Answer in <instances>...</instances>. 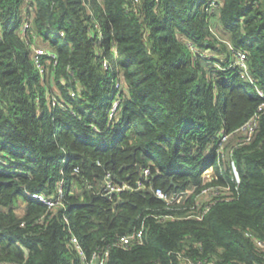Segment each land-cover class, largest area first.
Masks as SVG:
<instances>
[{"label": "trees", "instance_id": "1", "mask_svg": "<svg viewBox=\"0 0 264 264\" xmlns=\"http://www.w3.org/2000/svg\"><path fill=\"white\" fill-rule=\"evenodd\" d=\"M263 103L264 0H0V263L264 264Z\"/></svg>", "mask_w": 264, "mask_h": 264}, {"label": "built area", "instance_id": "2", "mask_svg": "<svg viewBox=\"0 0 264 264\" xmlns=\"http://www.w3.org/2000/svg\"><path fill=\"white\" fill-rule=\"evenodd\" d=\"M37 62L39 63L38 57L40 54L44 53V49L43 48H37ZM237 62L242 65L245 69L247 68V64H246V53L244 51H238V60ZM117 105V102H115L114 107H113V111L115 110ZM259 112L257 114H255L243 127L242 130L247 134V136L245 137V140H250L252 137V134L255 131V128L257 126V121L258 118L260 117V113L261 111L264 110V103L260 106L259 108ZM227 136H224L223 139H226ZM212 169V168H211ZM233 170L235 172L236 177L238 178V171L236 169L235 164L233 163ZM208 169L205 171V176H207V178H210L211 175L207 174ZM149 175V169H145L144 170V176L147 177ZM239 179V178H238ZM138 187H143V182L140 180L137 183ZM127 188H131V186L128 183H122L119 184L117 183L114 178H113V174L111 172H108L105 176V184H104V192L105 194H109L111 195L113 192L116 191H120L123 189H127ZM213 188L211 187H206L204 188L200 194L197 196V204L195 203L194 205L191 206V213H192V209H194L195 207L200 208L201 206H204V211L206 212L208 211L210 204H203V201H205L207 198V196L209 197V195H211V190ZM194 189L190 188V189H186L183 191H180L178 193H174L172 196H168L167 193L162 189V188H157L155 189V193L157 196L161 197L162 199H164L165 201H167L168 203L170 202H181L184 198H188L192 193H193ZM33 197L39 198L41 199L43 202H45L49 207H54L60 204L61 199L63 197L64 194V189H63V185L60 184L58 185V189H57V194L54 196H50V195H45V193H31ZM197 205V206H196ZM193 215V213H192ZM197 217H200V214L195 215ZM143 236H144V228H140L135 230L134 232H132L131 234H126V235H121L117 238L115 245L126 248L130 245H133L135 243L141 242L143 240ZM73 241L75 242L77 248L79 249V252L82 256V258H86V254L83 251L79 240L77 237H73ZM255 241L257 243V245L261 248L264 249V239H258L255 238ZM102 255V253L100 252H95L92 256V258L90 260H88V264H104L105 260L107 259V257L109 256V250H106L103 258L100 260V256ZM189 263L194 264V262L192 260H189ZM0 264H6V263H0ZM202 264V263H200ZM204 264H217L215 261H207Z\"/></svg>", "mask_w": 264, "mask_h": 264}, {"label": "rangeland", "instance_id": "3", "mask_svg": "<svg viewBox=\"0 0 264 264\" xmlns=\"http://www.w3.org/2000/svg\"><path fill=\"white\" fill-rule=\"evenodd\" d=\"M35 50L37 51V48H36ZM55 87H56V86H55ZM212 173H214V170L211 169V168H208V172H207V174L211 175ZM18 212H19L20 214H23V212H24V204H22V205L18 208Z\"/></svg>", "mask_w": 264, "mask_h": 264}]
</instances>
